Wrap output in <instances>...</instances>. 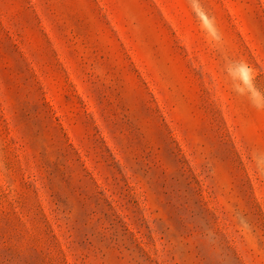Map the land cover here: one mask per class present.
Here are the masks:
<instances>
[{
    "label": "rangeland",
    "instance_id": "1",
    "mask_svg": "<svg viewBox=\"0 0 264 264\" xmlns=\"http://www.w3.org/2000/svg\"><path fill=\"white\" fill-rule=\"evenodd\" d=\"M0 264H264V0H0Z\"/></svg>",
    "mask_w": 264,
    "mask_h": 264
},
{
    "label": "clouds",
    "instance_id": "2",
    "mask_svg": "<svg viewBox=\"0 0 264 264\" xmlns=\"http://www.w3.org/2000/svg\"><path fill=\"white\" fill-rule=\"evenodd\" d=\"M199 15H201V16H203L205 19H207V17L205 16V14H204L203 12L199 13ZM245 67H246V65H245ZM252 79H254V77H253Z\"/></svg>",
    "mask_w": 264,
    "mask_h": 264
}]
</instances>
